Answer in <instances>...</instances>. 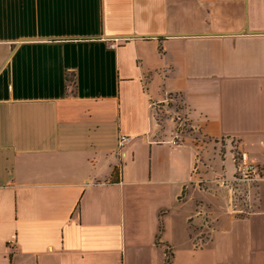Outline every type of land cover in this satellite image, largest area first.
<instances>
[{
    "label": "crops",
    "instance_id": "1",
    "mask_svg": "<svg viewBox=\"0 0 264 264\" xmlns=\"http://www.w3.org/2000/svg\"><path fill=\"white\" fill-rule=\"evenodd\" d=\"M166 252L264 264V0H0V264Z\"/></svg>",
    "mask_w": 264,
    "mask_h": 264
},
{
    "label": "built area",
    "instance_id": "2",
    "mask_svg": "<svg viewBox=\"0 0 264 264\" xmlns=\"http://www.w3.org/2000/svg\"><path fill=\"white\" fill-rule=\"evenodd\" d=\"M167 103L169 99H166ZM161 113V109L159 110ZM169 117L175 122V134L174 138L170 141L173 144H178L181 141V137L183 133L187 131V129L191 128L189 124H187V120L175 109ZM129 137L127 135L120 134L118 135V146H122ZM236 167L235 173L233 175V181L241 182V183H251L259 178V167L255 163L251 162L247 154L243 151H240L235 156ZM246 194H242V198L246 199ZM170 254L166 252V262L169 264Z\"/></svg>",
    "mask_w": 264,
    "mask_h": 264
}]
</instances>
